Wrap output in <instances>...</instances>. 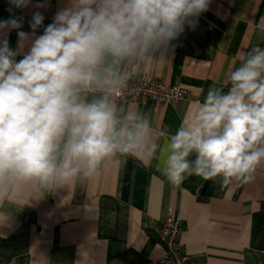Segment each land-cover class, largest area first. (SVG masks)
Wrapping results in <instances>:
<instances>
[{
	"label": "clouds",
	"instance_id": "clouds-1",
	"mask_svg": "<svg viewBox=\"0 0 264 264\" xmlns=\"http://www.w3.org/2000/svg\"><path fill=\"white\" fill-rule=\"evenodd\" d=\"M8 2L11 13L32 0ZM210 3L68 0L46 26L34 12L30 33L23 17L0 19V215L22 194L40 200L94 178L108 161L146 154L159 156L173 186L193 174L223 186L254 179L264 164V47L232 68L228 87L210 86L174 133L118 103L133 71L165 62ZM12 30L16 49L3 38Z\"/></svg>",
	"mask_w": 264,
	"mask_h": 264
},
{
	"label": "crops",
	"instance_id": "crops-1",
	"mask_svg": "<svg viewBox=\"0 0 264 264\" xmlns=\"http://www.w3.org/2000/svg\"><path fill=\"white\" fill-rule=\"evenodd\" d=\"M43 2L32 0L10 13L8 0H0V19L23 17L22 30L30 33L34 12L44 15L46 26L68 4L49 0L46 7H36ZM42 32L43 27L36 34ZM3 38L17 48L16 30ZM257 45L264 47V0H211L198 26L186 27L165 62L149 74H132L180 85L193 99L118 103L174 133L210 86H229L232 68ZM162 168L159 156L150 154L123 163L113 159L94 178L40 200L22 194L0 215V264H156L164 247L153 229L169 213L181 221V241L192 264H264V164L250 183L227 186L195 174L173 186Z\"/></svg>",
	"mask_w": 264,
	"mask_h": 264
},
{
	"label": "built area",
	"instance_id": "built-area-1",
	"mask_svg": "<svg viewBox=\"0 0 264 264\" xmlns=\"http://www.w3.org/2000/svg\"><path fill=\"white\" fill-rule=\"evenodd\" d=\"M192 99L193 94L180 85H166L149 75H143L131 76L118 102L173 103ZM181 231L180 219L170 213L165 221L153 229L157 240L164 247V252L156 264H192V259L181 241Z\"/></svg>",
	"mask_w": 264,
	"mask_h": 264
},
{
	"label": "water",
	"instance_id": "water-1",
	"mask_svg": "<svg viewBox=\"0 0 264 264\" xmlns=\"http://www.w3.org/2000/svg\"><path fill=\"white\" fill-rule=\"evenodd\" d=\"M178 44H179V38L173 42V45H174L173 49L174 50H176V48L178 47Z\"/></svg>",
	"mask_w": 264,
	"mask_h": 264
}]
</instances>
